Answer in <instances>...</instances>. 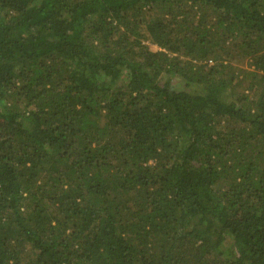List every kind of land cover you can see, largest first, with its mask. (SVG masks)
<instances>
[{"label":"trees","instance_id":"1","mask_svg":"<svg viewBox=\"0 0 264 264\" xmlns=\"http://www.w3.org/2000/svg\"><path fill=\"white\" fill-rule=\"evenodd\" d=\"M0 264H264V0H0Z\"/></svg>","mask_w":264,"mask_h":264},{"label":"rangeland","instance_id":"2","mask_svg":"<svg viewBox=\"0 0 264 264\" xmlns=\"http://www.w3.org/2000/svg\"><path fill=\"white\" fill-rule=\"evenodd\" d=\"M149 48H150L151 50H154V49H155V48H154V47H152V46H150Z\"/></svg>","mask_w":264,"mask_h":264}]
</instances>
